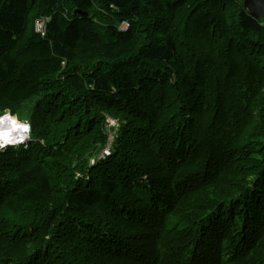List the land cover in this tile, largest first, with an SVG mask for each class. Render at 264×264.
Here are the masks:
<instances>
[{"label": "trees", "instance_id": "obj_1", "mask_svg": "<svg viewBox=\"0 0 264 264\" xmlns=\"http://www.w3.org/2000/svg\"><path fill=\"white\" fill-rule=\"evenodd\" d=\"M242 1L0 0V114L34 138L0 150V264H264Z\"/></svg>", "mask_w": 264, "mask_h": 264}, {"label": "water", "instance_id": "obj_2", "mask_svg": "<svg viewBox=\"0 0 264 264\" xmlns=\"http://www.w3.org/2000/svg\"><path fill=\"white\" fill-rule=\"evenodd\" d=\"M242 3L254 18H264V0H243Z\"/></svg>", "mask_w": 264, "mask_h": 264}, {"label": "rangeland", "instance_id": "obj_3", "mask_svg": "<svg viewBox=\"0 0 264 264\" xmlns=\"http://www.w3.org/2000/svg\"><path fill=\"white\" fill-rule=\"evenodd\" d=\"M47 20H48V17H40V18H38V19L34 22V28H35V30H37V32H38L41 36H42L43 34H45V33H44V32H45V27L39 29V30H41V31H39L38 28H37L38 23H39V22H43L44 25H45V23H46ZM124 22H125V21H123L122 23H124ZM127 26H128V23L123 24V27H122V28H124L123 30H126V29H127ZM106 122H107V126H106L107 130H108L110 127H115V126L117 125V124H116V121H115L114 119L109 118V117L106 119ZM104 153H105V152H104Z\"/></svg>", "mask_w": 264, "mask_h": 264}, {"label": "bare ground", "instance_id": "obj_4", "mask_svg": "<svg viewBox=\"0 0 264 264\" xmlns=\"http://www.w3.org/2000/svg\"><path fill=\"white\" fill-rule=\"evenodd\" d=\"M10 123H12V119L8 118L7 115H4V117L0 119V136H1V138L4 137L5 133H7V138L8 139L11 138L12 132H9V130H7V129L1 130V129L4 128V126L6 128H8Z\"/></svg>", "mask_w": 264, "mask_h": 264}, {"label": "clouds", "instance_id": "obj_5", "mask_svg": "<svg viewBox=\"0 0 264 264\" xmlns=\"http://www.w3.org/2000/svg\"><path fill=\"white\" fill-rule=\"evenodd\" d=\"M5 114L8 115V113H5ZM29 129H30V125L25 124L24 130L28 131ZM9 143H12V141L9 140L7 137L0 138V150H3L4 148H6ZM107 151H108V148H106L104 152L106 153Z\"/></svg>", "mask_w": 264, "mask_h": 264}, {"label": "built area", "instance_id": "obj_6", "mask_svg": "<svg viewBox=\"0 0 264 264\" xmlns=\"http://www.w3.org/2000/svg\"><path fill=\"white\" fill-rule=\"evenodd\" d=\"M43 27H44V23L43 22H39L38 23V26H37L38 30L41 29V28H43ZM39 31H41V30H39Z\"/></svg>", "mask_w": 264, "mask_h": 264}, {"label": "snow or ice", "instance_id": "obj_7", "mask_svg": "<svg viewBox=\"0 0 264 264\" xmlns=\"http://www.w3.org/2000/svg\"><path fill=\"white\" fill-rule=\"evenodd\" d=\"M13 123H15V121H13ZM4 137H5V138L7 137V133L4 134Z\"/></svg>", "mask_w": 264, "mask_h": 264}]
</instances>
